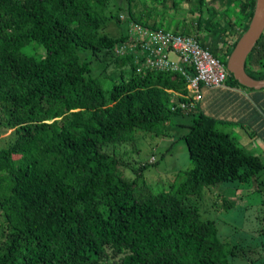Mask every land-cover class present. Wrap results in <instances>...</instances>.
Segmentation results:
<instances>
[{
	"label": "trees",
	"instance_id": "trees-1",
	"mask_svg": "<svg viewBox=\"0 0 264 264\" xmlns=\"http://www.w3.org/2000/svg\"><path fill=\"white\" fill-rule=\"evenodd\" d=\"M125 1L121 13L107 11L110 0H0V127L15 135L0 148V264H230L234 251L189 196L257 177L264 159L191 104L179 72L151 68L137 51L118 52L129 21L163 25ZM205 1L196 0L191 28L171 30L194 35L226 67L256 0H223L222 11ZM113 18L127 31L106 32ZM109 67L120 73L103 87L92 73ZM245 71L264 78V30ZM225 84L246 88L228 71ZM174 115L191 117L182 138L192 165L175 188L139 195L137 176L126 172L138 175L147 163L133 165L107 148L133 145L139 131L168 134Z\"/></svg>",
	"mask_w": 264,
	"mask_h": 264
},
{
	"label": "rangeland",
	"instance_id": "rangeland-1",
	"mask_svg": "<svg viewBox=\"0 0 264 264\" xmlns=\"http://www.w3.org/2000/svg\"><path fill=\"white\" fill-rule=\"evenodd\" d=\"M222 1L206 0L205 5L222 11L223 4H225ZM196 8V0H175L174 2L173 0L165 2L131 0V9L135 15L144 16L150 13L148 21H155L157 24L161 19L166 20V23L160 28L168 27V22L169 25H175V22L188 25L192 19L199 15ZM126 9L125 0H110L107 7V11H120L121 13H125ZM230 12H235L233 7L228 11V14ZM204 15H206V9H204ZM169 28L171 29V26ZM125 29L127 31L126 23L123 22L120 26L115 18L111 19L106 26V32L111 35H117ZM202 32L207 33L208 31L202 30ZM217 53H220L219 49ZM169 57L178 58L173 52L169 53ZM99 66L104 67L103 65ZM122 71L128 75L127 68ZM119 73L120 70L109 67L106 71H94L92 76L96 77L103 87H107L113 79L119 76ZM260 90L264 92V88ZM171 122L168 134L156 136L147 131H139L133 145L132 143H123L115 148L112 146L107 148L109 151L115 149L122 156H126L133 165L147 163V166L138 175V171L133 169H128L126 172L131 178L137 176L138 184L141 185L139 195L175 188L185 179L186 175L183 171L192 165L185 141L182 138V134L187 131L188 125L191 123V117L174 115ZM217 126L228 133L235 129L234 125L230 123L221 124L218 122ZM235 131L238 132V129ZM233 135V139L236 141L243 134L241 133V137L237 134ZM14 137V134L4 133L0 127V148L7 146ZM254 139L255 141L248 140L249 145H245V148L248 152L258 154L264 159V138L259 133ZM236 143L239 142L236 141ZM133 146L137 148L136 152L132 150ZM151 160L152 162H150ZM189 199L196 207L198 217L201 220L213 221L217 228L218 240L226 243L234 251L227 256L230 264H264V171H261L257 177L247 180L220 182L204 186L200 194L190 195ZM2 221L3 215L0 213V223Z\"/></svg>",
	"mask_w": 264,
	"mask_h": 264
},
{
	"label": "built area",
	"instance_id": "built-area-1",
	"mask_svg": "<svg viewBox=\"0 0 264 264\" xmlns=\"http://www.w3.org/2000/svg\"><path fill=\"white\" fill-rule=\"evenodd\" d=\"M119 17L124 19L125 15L120 14ZM128 24V42L122 44L118 52L137 51V54L145 56L149 67L179 72L186 80L191 104L201 99L202 85L221 86L225 83V65L212 55L207 46H202L194 35L151 28L132 21ZM170 52L178 58L169 57Z\"/></svg>",
	"mask_w": 264,
	"mask_h": 264
},
{
	"label": "crops",
	"instance_id": "crops-1",
	"mask_svg": "<svg viewBox=\"0 0 264 264\" xmlns=\"http://www.w3.org/2000/svg\"><path fill=\"white\" fill-rule=\"evenodd\" d=\"M227 5H225V8ZM205 7L210 6L205 5ZM231 14L233 15L234 12H231ZM159 21L163 24L166 23V20L163 19ZM190 23L192 22H189L188 25L185 24V26L191 28ZM219 25L222 26L221 28H228L225 21H219ZM170 26L171 29H174L177 26L178 30H181L183 27L182 24L177 22H175V25L173 24ZM240 29L241 27L238 25L234 30H232V36H236ZM203 37L205 40H214V45L216 46L222 47V45H224L223 41H221L222 39H220V36L218 35L213 36L207 32L203 34ZM221 50L222 54H224V49ZM201 95V99L197 102L198 108L206 114L217 118L221 124H233L235 129H232L229 132L230 135L232 134L231 136L233 138V134H237L240 137L241 133L243 134L241 138L236 140L239 143H236L235 141L236 144L245 148V145H249V141H255L254 138H256L259 133H261L262 138H264V92L262 90L252 88L247 90V88L230 86L224 83L221 86L202 85ZM252 128H254V131H252ZM237 129L238 132L235 131ZM249 130L251 132H248Z\"/></svg>",
	"mask_w": 264,
	"mask_h": 264
},
{
	"label": "water",
	"instance_id": "water-1",
	"mask_svg": "<svg viewBox=\"0 0 264 264\" xmlns=\"http://www.w3.org/2000/svg\"><path fill=\"white\" fill-rule=\"evenodd\" d=\"M264 30V0H256L253 15L247 29L239 38L232 49L227 62L226 69L235 80L244 87L252 89L264 88L263 79H253L245 71V60Z\"/></svg>",
	"mask_w": 264,
	"mask_h": 264
}]
</instances>
